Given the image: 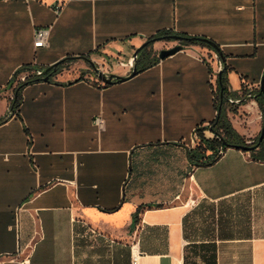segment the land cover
Returning <instances> with one entry per match:
<instances>
[{
  "label": "crops",
  "instance_id": "1",
  "mask_svg": "<svg viewBox=\"0 0 264 264\" xmlns=\"http://www.w3.org/2000/svg\"><path fill=\"white\" fill-rule=\"evenodd\" d=\"M37 28L48 37L34 48ZM165 30L208 39L223 59L189 46L104 85L75 58L25 86L10 114L22 67L93 57L124 77ZM220 70L237 95L228 120L250 145L263 123L264 0H0V264H131L133 246L136 264H264V137L210 164L187 157L216 116Z\"/></svg>",
  "mask_w": 264,
  "mask_h": 264
},
{
  "label": "trees",
  "instance_id": "2",
  "mask_svg": "<svg viewBox=\"0 0 264 264\" xmlns=\"http://www.w3.org/2000/svg\"><path fill=\"white\" fill-rule=\"evenodd\" d=\"M173 37H179V40H174ZM191 38L186 34L183 33H175L172 31H160L155 36L149 38L145 42V46L139 51L136 56L135 60V67L137 69V73H140L147 68L157 64L160 60L158 59L157 55H152L151 46L153 42L157 40H164L166 42H176L178 45L181 46V49L189 47V46H198L201 48H205L209 51L216 52L212 45L217 46L212 41L206 39L208 42H202L198 40H190ZM205 39V38H204ZM218 47V46H217ZM219 48V47H218ZM73 59L66 60L58 64L54 69L48 72V81L52 82V79L61 72L65 66H68L69 63L72 62ZM31 69V66H25L21 69L17 70L11 80L9 81L8 85L10 86L15 80L16 77L24 72ZM45 68H34L31 70H37L42 72ZM211 72V70L209 69ZM43 75H29L27 79L23 82H18L12 88V100L10 101V114H18V109L21 102V91L22 89L32 83L39 82L42 80ZM107 85V84H104ZM211 93L213 96V105L216 111V116L209 123L207 129L205 128H197L195 130V135L197 138V143L193 150L188 151L187 157L190 162L195 165L199 164H210L214 162L216 159L219 158L220 153L229 147H239V146H246L250 147L251 145H255L258 140L252 142V144L247 145L243 138L239 136L231 127V124L228 120L227 113L234 112L233 104L229 103V99L235 98L237 95L234 93L229 92L227 87V80L225 76V72L221 73L220 78L217 76L215 81V86L211 87ZM246 90L243 89L240 95V98L246 96ZM255 101L258 104L259 110L262 114V118L264 121V89L262 92L260 90H256L255 94L253 95ZM9 114V115H10ZM0 119V123H3L8 117ZM205 131H209L211 136L207 137L205 135ZM224 144V145H223ZM205 151H211V155L205 156ZM140 212V209L137 210V214ZM136 214L133 217V221H136Z\"/></svg>",
  "mask_w": 264,
  "mask_h": 264
},
{
  "label": "water",
  "instance_id": "3",
  "mask_svg": "<svg viewBox=\"0 0 264 264\" xmlns=\"http://www.w3.org/2000/svg\"><path fill=\"white\" fill-rule=\"evenodd\" d=\"M174 40H179V37H173ZM190 40H198V41H202V42H208L206 39L204 38H200V37H194V38H191ZM209 43V42H208ZM145 46V43L143 45H141L139 48L135 49L134 53H133V59L136 58L137 54L139 53V51ZM212 47L215 49L216 53L219 55V57L221 59H223V56L220 52V49L215 46V45H212ZM181 50V46L176 44L174 45L173 47L171 48H168V49H162L159 51L158 53V59L159 60H163L169 56H172L174 55L175 53H177L178 51ZM75 58H80L86 62L89 63V65L93 68V71L97 74V77H98V80L101 81L103 84H111L113 83L114 81L115 82H124L130 78H132L133 76H135L137 74V69L135 67V63L134 65L132 66V69L130 71V73L127 75V76H124V77H120V76H115V75H105L104 73L98 71V69L95 68L94 64L89 60L87 59L86 57H65L64 59H61L55 63H53L52 65L46 67L42 72L41 74L44 76L42 78V81H48V72L52 69H54L58 64H60L61 62L63 61H66V60H70V59H75ZM221 73L222 71L220 70L218 72V77L220 78L221 76ZM264 89V71H263V74L261 76V79H260V83H259V90L260 92H262ZM264 137V121L262 123V126H261V130H260V134H259V137H258V143H260L262 141ZM224 145V144H223ZM238 149L240 150H243V151H247L249 149H251V147H246V146H239L237 147Z\"/></svg>",
  "mask_w": 264,
  "mask_h": 264
},
{
  "label": "built area",
  "instance_id": "4",
  "mask_svg": "<svg viewBox=\"0 0 264 264\" xmlns=\"http://www.w3.org/2000/svg\"><path fill=\"white\" fill-rule=\"evenodd\" d=\"M60 7L56 8V11H59ZM47 37H48V29L46 28H37L34 29L33 31V47L34 48H39V47H43L46 46L47 43ZM36 75H42L40 71H36L35 72ZM217 72L216 73H212L210 80H211V84L212 87L215 86V81L217 78ZM246 98L251 97L250 93H247V95L245 96ZM230 103H233L234 101L229 100ZM140 255V253L138 252V250L133 246L131 248V264H136L137 263V258Z\"/></svg>",
  "mask_w": 264,
  "mask_h": 264
},
{
  "label": "rangeland",
  "instance_id": "5",
  "mask_svg": "<svg viewBox=\"0 0 264 264\" xmlns=\"http://www.w3.org/2000/svg\"><path fill=\"white\" fill-rule=\"evenodd\" d=\"M174 45H176V43H171L170 45H165V47L163 46L160 50H162V49H168V48H171V47H173ZM151 52L153 53V44H152V46H151ZM130 54V53H129ZM90 58H93V57H89V59ZM128 58H129V56H125L124 55V57H123V59H122V61L123 62H126V60H128ZM135 60H136V58L135 59H131V66H133L134 65V62H135ZM73 63V62H72ZM94 64V66L95 67H97V65L95 64V63H93ZM72 65V64H71ZM66 68H67V66H65ZM87 68H89V70H91V71H93V68L92 67H88V65H87ZM31 69H34L33 67H31ZM31 69H29V70H27V71H24L23 73H22V75L20 76V79L18 80L17 79V81H14L13 83H14V86L18 83V82H23L25 79H27V77L29 76V75H36V71L35 70H31ZM93 73H94V71H93ZM95 75H96V77H97V74L96 73H94ZM13 86V87H14ZM243 99H245V96L244 97H242ZM233 100V99H232Z\"/></svg>",
  "mask_w": 264,
  "mask_h": 264
}]
</instances>
